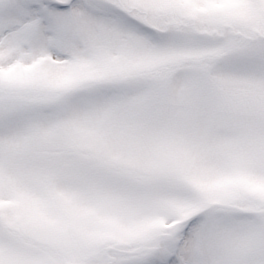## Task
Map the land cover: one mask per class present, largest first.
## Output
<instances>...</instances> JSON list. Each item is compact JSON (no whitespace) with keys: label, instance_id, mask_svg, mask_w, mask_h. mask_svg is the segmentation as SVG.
<instances>
[{"label":"snow or ice","instance_id":"snow-or-ice-1","mask_svg":"<svg viewBox=\"0 0 264 264\" xmlns=\"http://www.w3.org/2000/svg\"><path fill=\"white\" fill-rule=\"evenodd\" d=\"M0 264H264V0H0Z\"/></svg>","mask_w":264,"mask_h":264}]
</instances>
